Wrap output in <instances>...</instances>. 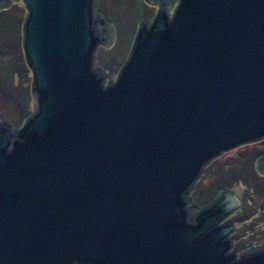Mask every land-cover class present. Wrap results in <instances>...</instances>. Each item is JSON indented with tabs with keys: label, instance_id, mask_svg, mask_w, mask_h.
Returning <instances> with one entry per match:
<instances>
[{
	"label": "water",
	"instance_id": "water-1",
	"mask_svg": "<svg viewBox=\"0 0 264 264\" xmlns=\"http://www.w3.org/2000/svg\"><path fill=\"white\" fill-rule=\"evenodd\" d=\"M16 2L35 105L0 120V264H264L233 251L232 188L190 207L208 163L264 139V0H144L108 84L95 0Z\"/></svg>",
	"mask_w": 264,
	"mask_h": 264
},
{
	"label": "rangeland",
	"instance_id": "rangeland-1",
	"mask_svg": "<svg viewBox=\"0 0 264 264\" xmlns=\"http://www.w3.org/2000/svg\"><path fill=\"white\" fill-rule=\"evenodd\" d=\"M15 4L23 6L22 2L13 3L12 6ZM95 5L96 10L105 14L110 22L117 24L115 45L108 48L101 47L102 49H99L96 61V64L106 71L105 83L108 84L116 79L121 65L126 60L141 18L144 16L152 17L157 7L145 4L144 0H95ZM24 13L25 9L14 16L10 15V19L6 17L8 20L0 17V28L5 29L6 22H10L13 19V28L16 30V33L18 32L19 34V41H16L8 50L13 57L16 58L17 62L20 55L23 57L21 36ZM1 63L2 59L0 54V65ZM29 75L30 78H32L30 70ZM23 82L25 90L19 87L16 93L9 92L5 94L0 88L1 114L9 118L18 116L21 108L22 96L26 91V82L25 80H23ZM19 98H21V100H18ZM33 100L34 104L32 108L35 105V99L33 98ZM262 155H264V139L224 152L217 157L214 163H208L190 207L196 208L198 211L205 205L199 204L200 198H202L207 190L212 188L215 180L222 178L224 175L227 176V174L232 176L234 171L240 167H245L246 175H248L247 179L251 180L252 177L248 170L249 168L253 169L255 167L256 159ZM239 182L240 181H238V183L237 181L234 182L236 183L233 184L235 186L230 188H232L241 199V206L228 218V221L233 222L234 218H239L244 221L242 225L239 226V229H237V227L235 228V232L231 235L233 251L236 252L238 257H244L247 256L246 250H238L237 248L239 245L244 246L251 242L256 243L257 241L259 244L264 243L262 240L264 235V210L259 207L264 201V187L261 186L257 191H250L245 182ZM243 197L249 199V202H246L244 208H242ZM252 212L254 213L251 214Z\"/></svg>",
	"mask_w": 264,
	"mask_h": 264
},
{
	"label": "trees",
	"instance_id": "trees-1",
	"mask_svg": "<svg viewBox=\"0 0 264 264\" xmlns=\"http://www.w3.org/2000/svg\"><path fill=\"white\" fill-rule=\"evenodd\" d=\"M23 10H24V7L22 5L15 4L8 9L0 10V17L5 18V19L6 17H9L10 19V15L14 16L15 14ZM25 14H26V11L24 13L23 21L25 18ZM13 25L14 23L12 19V21L6 22L5 29L0 28V50H1L0 54H1V59H2V63L0 65V88L5 94L9 92L16 93L19 87L24 88L25 90V86L23 85L24 83L23 80H25L26 91L24 92V95L22 96V103L20 104L21 108H20V112L18 116L9 118L8 116L1 114L0 112V120L7 122L11 126H18V125H22L25 119L27 118V116L32 112L33 110L32 106L34 104L33 103L34 100H33V96L31 94V89H30L31 78L29 75L28 67L25 63L24 55L23 57H21L20 55V57H18L19 60L17 62L16 58L13 57L11 52L8 51L9 48H11V46H13V44L16 41H19L18 39L19 34L18 32L16 33V30L13 28L14 27ZM22 26H23V22H22ZM21 48H22V36H21ZM99 49H102V48L100 47ZM18 100H21V98H19ZM248 172H250V175L252 177V178L250 177L251 180L247 179L248 175H246L245 167L244 168L240 167L236 169V171H234L232 176H229L227 174V176L224 175L222 178L215 180L212 188L207 190V192L202 196V198H200L199 204L200 203L205 204L209 202L224 188L234 187L235 185L233 184H236L234 183L236 181L237 183L238 181L245 182L247 185V188L250 189V191L251 190L257 191V189H259L261 186L264 187V176L259 174L255 167L253 169L249 168ZM242 199H243L242 208H244L246 202L247 203L249 202V199L246 197H243ZM259 207L260 209L264 210V201L259 205ZM253 213L254 212H252L251 214ZM233 222L235 226L237 227V229H239V226H241L244 221L239 218H234ZM262 240L264 241V235H263ZM263 248H264V243L259 244L257 241L256 243L251 242L250 244L244 245V246L239 245L237 249L240 251L246 250V254L250 255Z\"/></svg>",
	"mask_w": 264,
	"mask_h": 264
}]
</instances>
